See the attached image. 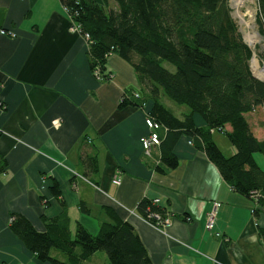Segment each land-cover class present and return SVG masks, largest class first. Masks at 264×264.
<instances>
[{
    "label": "crops",
    "instance_id": "obj_1",
    "mask_svg": "<svg viewBox=\"0 0 264 264\" xmlns=\"http://www.w3.org/2000/svg\"><path fill=\"white\" fill-rule=\"evenodd\" d=\"M73 26L60 0H0V264H48L13 234L10 220L20 215L44 232V220L64 211L50 191L54 182L72 236L79 224L98 235L109 208L135 229L153 264H264V211L255 217L254 203L237 194L186 136L173 150L178 167L160 174V147L146 156L141 144L153 104L119 109L125 93L140 90L134 68L113 54L107 70L114 78L97 80L88 44ZM229 151L234 155L233 146ZM93 153L98 174L91 182L83 177L81 156ZM143 199L164 208L169 225L157 228L140 217ZM81 202L90 214L80 211ZM85 264L109 262L98 252Z\"/></svg>",
    "mask_w": 264,
    "mask_h": 264
},
{
    "label": "trees",
    "instance_id": "obj_2",
    "mask_svg": "<svg viewBox=\"0 0 264 264\" xmlns=\"http://www.w3.org/2000/svg\"><path fill=\"white\" fill-rule=\"evenodd\" d=\"M60 2L82 36H88L93 73L99 70L102 81L112 80L105 73L113 54L134 68L140 90L125 93L119 109H143L148 102L153 104L149 115L167 130L161 135L162 165L157 171L165 174L178 167L173 150L179 139L186 136L206 154L237 194L254 203L255 217L263 212L264 169L255 155H264V141L256 138L248 117L264 108V82L252 74L253 54L238 32L229 0ZM257 5L259 33L264 38V0H257ZM165 63L175 71H169ZM163 99L185 106L189 112L179 118L163 104ZM195 116L202 119L204 126L196 125ZM215 131L227 136L234 155H224L213 139ZM81 164L83 177L92 182L98 174L96 153L82 155ZM50 191L64 211L54 219L44 220V232L36 231L20 215L12 216L10 222L13 234L39 262L85 264L96 253L103 252L109 264H153L135 229L112 209H103L107 221L102 222L98 235H91L79 224L72 236L56 182ZM79 208L82 213H91L84 202ZM136 211L159 228L165 219H170L164 208L148 199H143ZM259 235L264 245L263 229H259Z\"/></svg>",
    "mask_w": 264,
    "mask_h": 264
},
{
    "label": "rangeland",
    "instance_id": "obj_3",
    "mask_svg": "<svg viewBox=\"0 0 264 264\" xmlns=\"http://www.w3.org/2000/svg\"><path fill=\"white\" fill-rule=\"evenodd\" d=\"M239 4L240 5H237L235 3L232 5V18L238 28V32L241 35L243 42L246 44V41L244 40L245 39L244 36L248 32L251 33L256 32L260 35L259 25L257 23L258 5H257V0H241V2L239 1ZM249 49L252 51L253 54L254 51L250 47ZM256 52L258 55V59L260 61V65L264 67V49L258 46ZM251 62L252 60L250 61V68H251ZM164 66L171 72L175 71L174 67L171 66L169 63H165ZM163 103L166 106H168L176 115H178L177 110L184 111L185 113L189 112L187 107L178 106L173 102L169 101L168 99H163ZM248 120L250 121L252 127L255 128L254 130L256 136L260 138V140L264 141V111L258 109L255 113H253L248 117ZM213 134H214V141L220 147L224 155L229 157L231 155L229 151V147H232V145L230 144L227 136L224 133H220L218 131H215ZM255 158L258 164L260 165V167L264 169V155L256 154ZM99 253H103V252H99Z\"/></svg>",
    "mask_w": 264,
    "mask_h": 264
},
{
    "label": "built area",
    "instance_id": "obj_4",
    "mask_svg": "<svg viewBox=\"0 0 264 264\" xmlns=\"http://www.w3.org/2000/svg\"><path fill=\"white\" fill-rule=\"evenodd\" d=\"M241 2V1H240ZM237 4V5H240L239 4V1L238 0H229V4H230V8L232 10V5L233 4ZM73 23V22H72ZM73 28L74 30L80 32V28L78 26H76L74 23H73ZM1 34L3 36H10V37H14L15 34L12 33V32H6V31H1ZM85 40H88V36L85 37ZM94 76L96 77L97 80H102V75H101V72L99 70H96L94 72ZM105 76H107V78L109 79H113L114 76L112 75V72L111 71H108L105 73ZM135 98H138V95H135ZM263 111H264V108H263ZM145 124H146V127L149 131V134L145 137H143L141 139V144H142V148H143V152L146 156H151V151L154 147H159L160 144H161V141H162V133H166L167 130L161 126L158 122H156L150 115H149V112L146 111V114H145ZM114 184L116 185H120L121 183V178L119 177H116L114 179ZM219 207V204H215L214 206V210L208 215V218H207V229L208 230H212L214 228V224H215V219H216V210L217 208ZM156 218L158 220H160V218L158 216H156ZM11 222V220H10ZM169 222H170V219L167 218L165 219V221L163 222V227L164 226H167L169 225ZM157 227V226H155ZM159 228V227H157ZM216 237H220V235L216 234Z\"/></svg>",
    "mask_w": 264,
    "mask_h": 264
},
{
    "label": "bare ground",
    "instance_id": "obj_5",
    "mask_svg": "<svg viewBox=\"0 0 264 264\" xmlns=\"http://www.w3.org/2000/svg\"><path fill=\"white\" fill-rule=\"evenodd\" d=\"M241 1V0H238ZM244 40L246 41V44L254 51L253 58L251 62V69L253 71V74L258 77L259 79L264 81V67L260 65V61L258 59V55L256 52V49L258 46L262 47L264 49V38H262L258 33L256 32H248L244 36Z\"/></svg>",
    "mask_w": 264,
    "mask_h": 264
},
{
    "label": "water",
    "instance_id": "obj_6",
    "mask_svg": "<svg viewBox=\"0 0 264 264\" xmlns=\"http://www.w3.org/2000/svg\"><path fill=\"white\" fill-rule=\"evenodd\" d=\"M253 76H254V74H253ZM256 79H258V80H260V81H262V82H264L263 80H261V79H259L258 77H256V76H254Z\"/></svg>",
    "mask_w": 264,
    "mask_h": 264
}]
</instances>
